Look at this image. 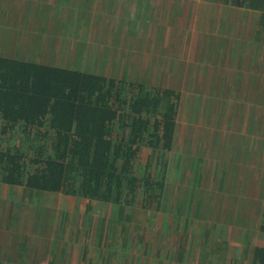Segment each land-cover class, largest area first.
Instances as JSON below:
<instances>
[{"label": "crops", "instance_id": "1", "mask_svg": "<svg viewBox=\"0 0 264 264\" xmlns=\"http://www.w3.org/2000/svg\"><path fill=\"white\" fill-rule=\"evenodd\" d=\"M5 52L151 82L172 91L176 117L170 150L141 149L143 182L119 201L0 180V264H253L264 248V0H0Z\"/></svg>", "mask_w": 264, "mask_h": 264}, {"label": "trees", "instance_id": "2", "mask_svg": "<svg viewBox=\"0 0 264 264\" xmlns=\"http://www.w3.org/2000/svg\"><path fill=\"white\" fill-rule=\"evenodd\" d=\"M4 55H0V129L9 137L5 141L0 137L3 182L119 201L143 182L134 164L142 145L170 150L176 117L172 91L140 84L128 99L123 83L75 66L35 62L27 54ZM116 120L126 133L118 143L111 134ZM14 132L25 137V152L9 143ZM5 142L9 145L4 149ZM144 178L145 194L156 196L149 191V178ZM253 264H264L263 247L253 250Z\"/></svg>", "mask_w": 264, "mask_h": 264}, {"label": "rangeland", "instance_id": "3", "mask_svg": "<svg viewBox=\"0 0 264 264\" xmlns=\"http://www.w3.org/2000/svg\"><path fill=\"white\" fill-rule=\"evenodd\" d=\"M18 1H20V0H13V2L14 3H16V2H18ZM64 1H66V0H64ZM22 2H23V0H22ZM57 6H59V7H61L60 6V2H59V4L57 5ZM73 27V26H72ZM60 60H61V58L60 57H58L57 58V60L56 59H54V65H57V66H66V65H61V64H59L60 63ZM83 65H75V68H76V70H80V71H82L83 70ZM84 71H88L87 69H85ZM138 83H140L141 85H143V86H145L144 84H143V82H137V84H135V88H132V84H129V86L128 85H126V86H124L123 85V87H124V89H125V92H129L130 94H125V97L126 98H128V99H130L131 97H133L135 94H136V86H138V85H140V84H138ZM145 84H148V86H145L147 89H153V88H157V87H152V86H150L151 85V82H144ZM125 84H127V83H125ZM134 87V86H133ZM175 98H172V101L173 102H175ZM45 129L46 128H43L42 129V131L44 132L45 131ZM48 129V128H47ZM112 132H111V134H112V137H113V142L114 143H118V141H120V139H123V137H125V131H123V129L121 128V121L120 120H116L114 123H113V126H112ZM181 130V129H180ZM50 130H48V132H47V136L49 135V136H51L50 135ZM14 136L13 137V139L9 142V143H12L11 144V146L14 148V149H16V150H18V148H19V150L21 151V152H25L26 151V149L28 148V143H27V141H26V139H25V137L22 135V134H17L16 132H14V133H12L11 134V136ZM4 135L1 133V129H0V137H3ZM8 137L9 136H4L3 137V140L5 141L6 139H8ZM151 138H149V139H147V141L148 140H150ZM9 143L7 142H5L4 143V149L6 148V146H7V144L9 145ZM143 148L145 149V158H147V156L148 157H150V156H153V157H157V156H154L153 154H152V151H154L155 153L156 152H158V150H159V148H157L156 150H153V149H151V148H149V147H146V146H143L142 145V150H143ZM147 150V151H146ZM29 154H33V152L31 153L30 151H29ZM140 154H141V152H140ZM143 154V153H142ZM137 167H138V165H137ZM151 171H153V173L155 174L156 173V171H154V170H156V168H154L153 166H152V168L150 169ZM140 173H141V171H140ZM256 220H258L257 218H255ZM258 221H261L262 223H264L262 220H258ZM256 224V223H255Z\"/></svg>", "mask_w": 264, "mask_h": 264}]
</instances>
